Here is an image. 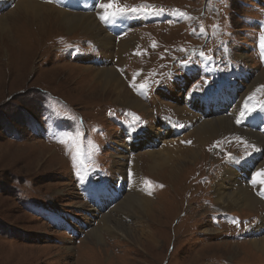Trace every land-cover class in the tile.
<instances>
[{
	"label": "rangeland",
	"instance_id": "374dc122",
	"mask_svg": "<svg viewBox=\"0 0 264 264\" xmlns=\"http://www.w3.org/2000/svg\"><path fill=\"white\" fill-rule=\"evenodd\" d=\"M16 2L0 5V16L11 27L16 13H7ZM36 2L93 14L113 45L105 51L87 32H66L56 23L39 32L17 20L10 39L0 34V264H264V254L249 245L264 237V182L253 183L264 170V148L250 139L260 134L264 145V79L255 81L264 69V0ZM107 4L112 7H101ZM118 8L128 11L100 19ZM133 8L141 13H132ZM127 37L133 45L121 51ZM104 67L116 70L142 102L125 74L135 78L144 110L124 107L114 101V92L99 90L91 75ZM229 77L238 85L235 95L227 83L225 100H211L212 110L208 102L192 101L208 93L219 96L225 87L220 82ZM252 111L259 113L255 120L248 117ZM217 112L229 127L200 140L193 130ZM127 118L130 124L125 121L119 129ZM163 122L175 130L165 140L130 142V128L147 124L140 130H155L161 138ZM89 136L103 144V165L85 175L66 149ZM174 146L183 155L194 148L195 158L174 179L165 169L151 173L147 153ZM117 155H123L122 170ZM249 158L254 163L246 171ZM218 166L220 171L214 170ZM231 174L240 177L235 190L241 185L247 196L251 192L254 208L217 205V184ZM258 179L264 181V173ZM126 194L149 197L158 206L155 219L144 215L134 218L135 224L120 213L115 205ZM104 214L128 225L136 241L104 232L100 248L89 242L87 233ZM252 217L256 222L247 224Z\"/></svg>",
	"mask_w": 264,
	"mask_h": 264
},
{
	"label": "bare ground",
	"instance_id": "6f19581e",
	"mask_svg": "<svg viewBox=\"0 0 264 264\" xmlns=\"http://www.w3.org/2000/svg\"><path fill=\"white\" fill-rule=\"evenodd\" d=\"M36 1H34V0H18V2L15 3V6L13 7V9L8 11L7 15H10L11 12H13V14L16 13L13 15L15 17V21L13 23L16 24V26H17L16 21L19 20L21 22V24L28 25L31 27L35 26V28L39 31L43 27L45 28L46 25L49 26L51 23H56L58 28H61L62 30H65L66 32H73L76 30H81L82 32H87L96 41L97 44H100L102 46V48L105 49V51L110 50V48L112 47L113 37H111L110 35H108L106 32L103 31L104 29H102L100 27V25L97 23V21H96L97 19L95 20V18L93 17V14L69 13V12H66L64 10L57 9L53 6L46 5V3L41 4L40 2L38 3ZM15 10H16V12H15ZM53 20H56L57 22H52ZM16 26L11 27V23L8 24V22L6 21L4 16H0V34L5 35L6 38L10 39L11 30H12V28L16 29L17 28ZM132 43H133V38H131V37L130 38L127 37L126 40L120 42L121 51H125L126 48L132 46L133 45ZM240 57L242 59L246 58V57H242V56H240ZM77 68L83 69L84 72L92 70L91 67H81L80 66ZM94 71H95V73H93V75H91V77L93 76L92 80H93L94 84L98 85L99 90H102V91L108 90L110 92H114L115 93L114 101H116L118 103H122L120 105H122L124 107L128 106V107L135 108L138 110H144L145 109L146 105L143 103L144 102L143 99L139 98L140 101H142V102H139L137 99H135L130 94V92L125 88L126 85L124 84V79H122V78L120 79L118 77V75L116 74L117 73L116 70H114L111 67H104L102 69H97ZM262 79H264V69L261 71L260 74H258V76L255 78V81H260ZM252 84H253V81H252ZM219 92L221 93V87H220ZM130 97H132V98H130ZM219 99L221 100V98H218L215 95V93H214V95H213V93H208V94H206L205 97H199V98L195 97L192 99V101L193 102H201V101L208 102L207 106L210 107L212 110L211 100H212V102L213 101L221 102ZM215 108L216 107H214L213 110H217ZM245 108H246L245 106L242 107V109L245 110V112H246ZM237 110H241V106ZM217 115H218V112L215 113V115H213V117H215L213 120L206 121L202 125V127L198 128L196 130H193L192 133H194L200 140H203V139H206L209 137L211 138L212 136H214L218 129L223 128L222 127L223 125L229 127V121L224 117L223 118H221V117L216 118ZM258 116H259V113H256L255 111L248 113L249 119L253 118V120H255V119H257ZM161 130L165 133V134H162L161 138H159L160 134L158 137L155 135V130H153V133H151L147 129H145L144 131L138 130V131L131 134V141L134 144H142L144 142L145 143H148V142L156 143L158 139L159 140H165V137L169 134L167 132L172 133L173 131H175L165 122H163V124L161 126ZM196 136H195V138H196ZM250 139L255 140L257 142L258 147L264 148L263 143H261V141H260V139H261L260 134L256 133V134L250 135ZM170 144L172 145L173 143H169V145ZM126 147L127 146H125V148ZM169 147H171V146H169ZM176 147H175V150L173 148H171V150H169V149L158 150V151L152 150V151H149L147 153L148 154L147 156H148L149 162H150V170L152 171L151 173H155V172L157 173L158 171H160V169H165L169 173L170 179H174L176 177V175H178V173L180 172V169L183 167V165L186 162H188L189 159L191 161V159L195 158L196 154H195L194 148L189 149L188 150L189 153L187 155H183L180 152V150L179 151L176 150ZM165 152H166V154H165ZM122 156L117 155L116 158H114L116 160H118V158H119V160H118L119 164L117 165L118 169H121L122 167H124V161L122 162V159L120 160V158H122ZM52 157H54V156H52ZM250 163H252V164L254 163V160H252L251 158H249V160H247L245 162V165L247 167L246 171H249V168L251 167ZM125 170L123 169V171H125ZM125 176H127V175H125ZM122 177H124V176H122ZM132 177L135 178L134 175ZM121 179H123V178H121ZM238 179H240V177L236 178L235 174L234 175L231 174L230 179L228 181L226 179H223V180L218 182L217 188L214 191L215 192L214 195H215V201H216L217 205H219L221 208L227 209L232 205H235V206L240 205V207H242V206L245 207L246 204H248V208H254L256 203H255V199L250 194L251 192L250 193L248 192L249 196H247V191L241 185H238L236 190L234 189V183ZM257 184H260L262 186L261 183H255V185H257ZM132 185H133V183H132ZM133 189H135V188H133ZM136 191H138V190L136 189L135 192ZM138 194H139V192H138ZM139 196H141V195H139ZM115 206L121 210L120 213H123L126 215L125 217L128 216L129 218L134 220L135 224H137L138 220H136L134 218H139V217L145 215V217H147V218H150V216H151V219H153V217L155 219V216L153 213H157V211H158L157 210L158 206H155L156 207L155 208L153 203H151V199L149 197L139 198L136 195H131V194H126L124 196V198L122 200H119ZM261 219H262V217H261ZM150 224H151V222H150ZM104 232L108 233V234L117 233L121 237H123L125 240H133L134 242L136 241L135 240V231H130L128 225L123 224L119 221H116L115 216H113L111 214H106V215L104 214V216L99 221L98 227L91 229L87 233L89 242H91L94 246L95 245L99 246V248H100L101 244H103L101 233L103 234ZM249 245L253 246L256 249V251H258L260 254H264V237H262V239H261V237L256 238V239L252 238V240H250ZM233 251H237V250H233Z\"/></svg>",
	"mask_w": 264,
	"mask_h": 264
},
{
	"label": "snow or ice",
	"instance_id": "6c2138e0",
	"mask_svg": "<svg viewBox=\"0 0 264 264\" xmlns=\"http://www.w3.org/2000/svg\"><path fill=\"white\" fill-rule=\"evenodd\" d=\"M102 8H105V9H108V8H111L112 5L111 4H107V5H101ZM128 10L126 9H123V8H118L116 9L115 11H111V12H108L107 15H101L100 16V19L102 21H107L108 19V16H115V15H123V14H126ZM132 13H135V14H140L141 13V10L139 9H136V8H133L130 10ZM143 14L145 15H155L156 13L155 12H152V11H144ZM155 46V45H154ZM145 87L144 85H141V88ZM239 122V121H237ZM262 173H264V170H261L260 172H257L253 178V183H260V182H264V181H261L259 180L258 178L262 175ZM237 223H239L238 221H236Z\"/></svg>",
	"mask_w": 264,
	"mask_h": 264
},
{
	"label": "trees",
	"instance_id": "16d2710c",
	"mask_svg": "<svg viewBox=\"0 0 264 264\" xmlns=\"http://www.w3.org/2000/svg\"><path fill=\"white\" fill-rule=\"evenodd\" d=\"M9 128V127H8ZM8 131V130H7Z\"/></svg>",
	"mask_w": 264,
	"mask_h": 264
}]
</instances>
